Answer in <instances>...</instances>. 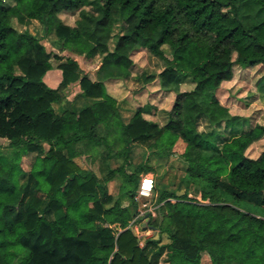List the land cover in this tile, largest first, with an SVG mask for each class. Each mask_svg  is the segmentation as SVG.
<instances>
[{"label": "trees", "instance_id": "1", "mask_svg": "<svg viewBox=\"0 0 264 264\" xmlns=\"http://www.w3.org/2000/svg\"><path fill=\"white\" fill-rule=\"evenodd\" d=\"M86 1L0 0V139L10 149L0 165V264H158L163 256L168 264H201L204 255L211 264H264V152L247 155L264 125L232 116L217 95L235 66H264V0H97L100 15ZM248 4L262 15L253 23L244 19ZM61 13L78 19L68 25ZM31 22L54 33L63 50L101 58L96 80L75 59L49 52L28 31ZM141 50L165 64L159 74H142L143 84L158 81L176 94L165 125L146 118L150 106L126 122L105 86L131 77ZM52 70L62 73L57 88L45 82ZM186 81L195 88L181 91ZM76 83L92 104L57 112ZM257 86L264 98V79ZM140 147L151 157L135 165ZM173 155L184 162L182 192L156 186L158 218L149 227L158 237L142 245L131 226L141 177L154 172L153 159ZM84 156L102 157L104 179L77 163ZM112 159L122 164L112 169ZM118 178L116 198L109 184Z\"/></svg>", "mask_w": 264, "mask_h": 264}, {"label": "rangeland", "instance_id": "2", "mask_svg": "<svg viewBox=\"0 0 264 264\" xmlns=\"http://www.w3.org/2000/svg\"><path fill=\"white\" fill-rule=\"evenodd\" d=\"M6 3H12V0H5ZM86 10L94 13L95 15H100V8L97 0H87L86 1ZM244 19L247 23H253L256 19L262 17L261 14L258 13L257 7L253 4H248L244 10ZM59 17L68 25H74L75 21L78 19L76 14H66L61 13ZM14 26L19 30L23 31L26 28L22 27L14 21ZM28 31L33 35L37 36L42 40L43 45L47 48L49 52L56 53L60 57H71L78 61L81 66L84 74H87L91 80H96V73L94 65H99V59L97 58L93 61V64L88 62L87 58L77 56L73 53H70L67 50H63L62 45L58 42L57 37L54 33L50 35H45V28L39 22H31L28 25ZM116 33L119 32V28L115 29ZM132 60L134 62L133 72L137 75V77H129L127 80V85L131 89H138L139 86L143 84L142 74L145 75H154L162 72L165 68V64L162 60L157 57L152 56L146 50H141L136 52L132 56ZM53 65L56 67L59 64V61L56 59L52 60ZM19 74V71H17ZM264 79V66H258L255 68H241L239 66H235L233 77L231 80L226 81L222 84L221 88L218 90V98L222 105L226 106L230 114L232 116H239L248 119L249 124L251 126H256L258 124L264 125V98L261 96L260 91L258 89V82ZM139 83V85H137ZM76 87L79 89V83L71 84L68 88L63 91V95L65 97V101L61 105H55V109L57 112H61L63 109H83L86 107V100L83 102L80 99V94L76 97ZM153 87V85H152ZM156 88V87H155ZM155 88L150 90L152 93L155 91ZM195 88V85L186 81L181 84V91H191ZM79 91V90H78ZM82 92L80 88V93ZM150 92V93H151ZM75 98V99H74ZM164 101H167L166 107L171 110L172 100L168 99L166 94L163 96ZM162 98V99H163ZM71 99V101H70ZM144 101L143 103H146ZM130 105L123 104L122 114L126 122L130 120L132 117L133 111L136 110L131 106V109L128 108ZM172 106V107H171ZM160 123L165 125L167 123L168 117L167 114H159ZM200 131H207L208 125L206 121H202L200 123ZM220 135H226L224 128H220ZM9 142L7 140L0 139V165H2V159L5 163L7 159V163L10 156V149L8 147ZM105 149H102L101 152H104ZM264 152V138L257 143L253 144L249 150L247 151V155L252 159H257ZM151 151H149L145 147L137 148L133 154L134 160L133 163L135 165H139L144 163L147 158L150 156ZM151 157V156H150ZM35 159V155H30L25 158L23 161V169L29 170L31 164ZM77 163L83 168L87 170H91L95 172L101 179H104L107 174V166L103 164L102 157L98 156L95 159L93 157L84 156L80 157L77 160ZM110 168H116L121 165V160L112 159L108 162ZM151 165L154 168L153 175L155 177V183L158 187V190L168 189L169 191H176L179 194L182 192L181 185H179L180 180L182 179L185 167L183 160L177 156L173 155L169 159H161L156 161L153 159L151 161ZM104 169V171H103ZM123 185V181L121 178L116 179L112 183L109 184V191L114 197L118 198L120 196L121 187ZM154 205H158V199H154ZM136 234V233H135ZM139 237L141 244L145 243V237L148 235L151 238H154V232L146 231L141 232L140 234H136ZM145 235V236H144ZM155 237H158V233ZM162 243H168L167 236L164 235L162 238ZM166 257L163 256L158 264H168L165 262ZM201 264H211L210 258L207 255L203 256V260Z\"/></svg>", "mask_w": 264, "mask_h": 264}, {"label": "crops", "instance_id": "3", "mask_svg": "<svg viewBox=\"0 0 264 264\" xmlns=\"http://www.w3.org/2000/svg\"><path fill=\"white\" fill-rule=\"evenodd\" d=\"M96 59H94V60H89L88 59V62L93 64V61H95ZM98 59H99V65L98 66L94 65L95 73L99 70V68L101 66V58H98ZM135 76L137 77V75L133 72L132 77H135ZM61 81H62V73L59 70H52L45 77V82L51 88H57L60 85ZM127 81L128 80H125V81L108 80V81H106L105 82V86H106L107 92L112 97L117 99L119 104H128V105H130V107L128 106V108H130V109H131V106L134 107L135 109L150 106V109H149V112L146 115V118L151 120V121L157 122L160 125H163L158 120L159 119V114L160 113L164 114V112L167 113V112L170 111V109L166 107L167 106L166 105L167 101H164L165 98H163V96L166 94L168 99L172 100V106H173L174 101L176 99V94L175 93H171V92L162 91L160 86H159L158 81H155V82L147 84V85H141L136 90L129 88L128 85H127ZM137 85H139V83ZM152 85H153V87H152ZM153 88H155V91L152 93L150 90H152ZM75 90H76L75 95H76V97H78V95L80 94V86H79V89H78V87H76ZM80 99L83 102H85V100H86V103H87L86 106H89L90 104H92V101H90V100L83 99V98H80ZM70 101H71V99H70ZM144 101H147V102L143 103ZM80 110L81 109H76V111H80ZM132 111L134 113V110H132ZM116 160H119V159H116ZM121 164H122V160H121ZM118 167L119 166H117L116 168H118ZM112 169H115V168H112ZM184 174H185V172H184ZM147 175H152L154 177L153 173H150V174H147ZM143 176H145V175H142V177ZM155 198L158 199V192L154 193V199ZM134 232L136 234H139V229H134ZM148 237L149 236L147 235L146 238H148Z\"/></svg>", "mask_w": 264, "mask_h": 264}, {"label": "built area", "instance_id": "4", "mask_svg": "<svg viewBox=\"0 0 264 264\" xmlns=\"http://www.w3.org/2000/svg\"><path fill=\"white\" fill-rule=\"evenodd\" d=\"M156 183L152 175H145L141 178L137 194L134 198L138 205V211L135 220L131 226L134 229H139L140 232L150 231L149 225L158 218V205L153 204Z\"/></svg>", "mask_w": 264, "mask_h": 264}, {"label": "water", "instance_id": "5", "mask_svg": "<svg viewBox=\"0 0 264 264\" xmlns=\"http://www.w3.org/2000/svg\"><path fill=\"white\" fill-rule=\"evenodd\" d=\"M151 230H153V232H154V235H153V237H155V236L157 235V233H158L157 229H156V228H154V227H151Z\"/></svg>", "mask_w": 264, "mask_h": 264}]
</instances>
